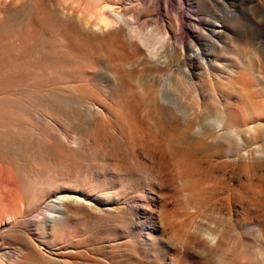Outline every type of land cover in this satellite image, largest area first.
I'll return each mask as SVG.
<instances>
[{
	"label": "rangeland",
	"instance_id": "1",
	"mask_svg": "<svg viewBox=\"0 0 264 264\" xmlns=\"http://www.w3.org/2000/svg\"><path fill=\"white\" fill-rule=\"evenodd\" d=\"M54 1L58 11L44 0H0V264H172L178 252L176 264H263L253 232L219 233L216 247L187 240L215 218L203 206L208 160L218 153L233 164L223 139L220 152L208 146L218 143L190 140L201 104L233 111L226 127L251 125L244 104L218 86L228 84L226 71L260 102L255 117L264 120V0H172L170 13L164 0H144L118 9L135 15L144 34L164 36L153 55L125 28L82 23L69 18L74 2ZM179 7L185 44L170 35ZM169 80L170 89L181 83L176 103L193 118L174 119L170 100L160 101ZM237 136L245 150H254L253 137L264 145V131ZM154 140L167 159H192L180 164L187 179L153 180L150 155L132 147ZM247 163L262 165L252 182L264 188V160ZM240 176L234 185L250 179Z\"/></svg>",
	"mask_w": 264,
	"mask_h": 264
},
{
	"label": "bare ground",
	"instance_id": "2",
	"mask_svg": "<svg viewBox=\"0 0 264 264\" xmlns=\"http://www.w3.org/2000/svg\"><path fill=\"white\" fill-rule=\"evenodd\" d=\"M37 1H43V0H37ZM69 1L74 2V4H76L75 6H71L72 13L69 16V18H75L82 23L99 26L102 29H108V28L116 29V27L119 26L116 31H120L125 28L128 35L131 38L137 39L148 50V53L150 52L152 55L156 51L155 45L158 44L159 41L161 42L160 38H164L163 35L150 36L148 34H144L137 25L135 15L133 14L128 15L126 13L118 12V9L120 8L123 10H127L130 8H135V6L139 4L143 5L144 0H69ZM44 2L49 3L51 8H54L55 10L58 11L57 7H59V3L57 1L44 0ZM61 4H63V2H61ZM151 4L156 5L157 7L159 6V3L156 1L154 4L153 3ZM149 6L150 3L149 4L147 3L145 7H149ZM172 7H173L172 0L163 1V8L166 13L174 12ZM180 9L181 8L179 7V9L175 11L177 30L173 31L174 33H171L170 35L173 38H181L183 44H185V41L187 39L186 35L183 32L185 16L183 15L182 9L181 10ZM178 32H180V34H178ZM152 38H159V39L157 40V42H154ZM164 40L165 39H163L162 41L164 42ZM201 54L202 52L197 50L194 57L201 58ZM226 72H227L226 74L230 78L228 84L220 83L218 84V86L220 88L228 87L231 94L236 95V97L244 104V112L252 119L250 121L251 125L249 126L247 125V127H244L240 130L233 129L231 127H226L227 122H230L234 118H236L233 116L235 115L233 111L231 113L229 112V110H223L218 107L213 108L209 106L208 103H207L208 105L205 104L204 106L201 104L202 116L197 117L199 118V121L195 123L192 129V136H190V140L195 142L196 139H205L206 141L208 140L210 143L219 144L220 142H217V139L218 138L223 139L224 141L222 144L226 145L227 146L226 148L228 149V150L226 149L227 157L232 160L233 164L229 165L227 162L220 161V158L217 155L218 153L214 154L216 156H213V159L208 160L209 169L207 170V172L212 178V180L210 181L211 183L208 185V189L211 192V197L210 200L205 202L203 206L206 207V209L209 210L215 216V218L216 216H219V218L221 219L223 218L224 222H221L220 219H219L220 221H218V219L216 220L214 218L213 219L214 221L212 220L213 222L209 220L211 225L210 224L208 225V223L205 221L207 223V226L203 225V227L205 228H198V227L194 228L193 231L195 230V234L192 238L190 237L187 240V243H189L190 245L191 244L196 245L199 244V242L201 243L202 240L206 244V247L207 246L216 247L218 245L217 243L220 238L218 236L219 233H225L229 231H240L243 233L244 232L255 233L258 243L264 245V188L260 183H253L254 181L252 180V177H255L254 179L256 178L259 179V177H257L258 176L257 169L262 167V165L257 164L254 165L255 167L251 168L247 163L250 160H264V145L257 144L256 138L253 137L252 139L254 140L253 143L254 150L251 149L249 151L243 149L245 147V144L242 141L241 137L237 136L235 141H233L232 137H230L231 135L244 136L246 133L255 135L257 132L264 131V120L258 119L259 121H257V118L255 117V115L257 116V114H259V112L261 111L260 108L261 104L256 98H254L250 94L249 88H247L246 85L238 86L240 79L237 77H236L237 79H234V77L237 75V73L234 70H229ZM170 81L171 80L165 81L162 87L159 88L158 94L160 101L162 103L167 104L170 100V102L173 104L172 109L176 114L174 115L175 116L174 119L188 120L193 118L196 114V111H192L188 106L186 107L184 105H179L176 103V99H177L176 92L177 90L182 91V89L179 87L181 83L174 82L173 86H175V88L170 89V83H169ZM219 87L217 88V90H219L220 93L224 94L223 90L219 89ZM165 89L168 91V93H165ZM171 99L173 101H171ZM197 104L199 105V103ZM213 133H217V135H214ZM154 142L151 147L144 146L141 143L142 147H146L145 149L137 146L132 147L134 149H139L145 154L148 153L150 155L151 161L154 164L153 170H151V174L154 175L153 180L156 181L163 180L166 182L174 183L176 181L183 182L184 179H187L188 173L180 168L181 166L180 164L183 163L188 164L189 161H191L192 159L189 157L190 160L188 159L189 160L188 162L181 163L182 161L178 160V158L182 159L183 155L181 156V158L180 157L176 158L175 154H172L170 158L167 159L166 158L167 154L163 151L160 142L157 140H154ZM218 144L217 146H214L213 144L210 145L207 144V145L211 149L220 152V150L223 149V145L221 143L220 145ZM149 145H151V143ZM242 149L243 151L240 152ZM234 151L237 152L235 157L233 154H231ZM186 155L184 154V156ZM186 157H183V161L187 159ZM170 166L171 168H169ZM184 168L186 169V165ZM164 169L166 170L165 174H164ZM242 174H246L248 178H250L251 180L250 179L249 181L239 180L237 184L234 185L232 183L233 180L231 179L233 177H238L240 175L242 176ZM261 175L264 176V173H262ZM260 178L262 177L260 176ZM60 200H61L60 205H64V200H66V196H62ZM52 208L56 211L60 210V207H57L55 205L52 206ZM189 208L191 210L189 212L190 214L193 213L197 214L195 213L198 212L196 206L193 205ZM259 216L263 217L262 225L260 224L257 225L255 224V222H253L254 220H256L255 219L256 217L259 219ZM49 217H52L54 219L55 217L58 216L51 215ZM59 220H61V218ZM55 222L57 223L59 222L58 224H60V222L62 221H55ZM209 226L211 227L208 228ZM258 253L260 252H257V254ZM180 256H181V252H178L175 255H173L172 264H176ZM259 256L257 257L256 255V258H258L259 260L260 258H263L264 260V256L262 255V253H260ZM254 260L255 259H253V261ZM257 261L258 260H256V262ZM58 264H66V263L59 262Z\"/></svg>",
	"mask_w": 264,
	"mask_h": 264
}]
</instances>
